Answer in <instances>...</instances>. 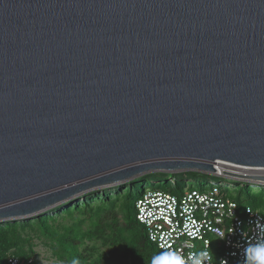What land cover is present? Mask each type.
I'll return each mask as SVG.
<instances>
[{
    "label": "water",
    "instance_id": "water-1",
    "mask_svg": "<svg viewBox=\"0 0 264 264\" xmlns=\"http://www.w3.org/2000/svg\"><path fill=\"white\" fill-rule=\"evenodd\" d=\"M264 0H0V222L152 172L264 177Z\"/></svg>",
    "mask_w": 264,
    "mask_h": 264
},
{
    "label": "built area",
    "instance_id": "built-area-1",
    "mask_svg": "<svg viewBox=\"0 0 264 264\" xmlns=\"http://www.w3.org/2000/svg\"><path fill=\"white\" fill-rule=\"evenodd\" d=\"M225 164L264 177V168ZM245 181L264 187V180ZM230 189L215 178L206 189H185L182 195L147 190L137 200V219L161 251L184 264H249L245 250L264 244V214L241 208L229 197ZM32 263L14 255L7 259V264Z\"/></svg>",
    "mask_w": 264,
    "mask_h": 264
},
{
    "label": "rangeland",
    "instance_id": "rangeland-1",
    "mask_svg": "<svg viewBox=\"0 0 264 264\" xmlns=\"http://www.w3.org/2000/svg\"><path fill=\"white\" fill-rule=\"evenodd\" d=\"M215 178H218L224 184H229L231 187L229 193H232L233 196L240 195L243 200H247L252 193L256 194L260 190L264 192V187H261L262 189L254 187L255 184L251 182L234 180L224 176H211L195 171L173 174L165 172L147 173L120 185L89 191L74 200L57 205L36 216L0 222V232L7 234L9 231H12L17 237L13 246L7 249L3 254L5 256L19 254L24 260L33 259L32 264H71L67 259H64V256L60 253L57 242L42 231L39 223L41 219H44L51 229L66 233L67 235L71 234L70 228L73 225L82 226L85 224L87 227L90 215L83 218L84 222L75 223L71 220L69 213L73 210L74 205L78 204L82 207L84 201H89L91 204L88 206H93V214L97 221L93 231L98 233L101 238L103 237L104 240L101 239L96 241L91 238L90 235H87L84 240L85 247H94L97 254L103 253L105 255V260H117L121 255V251L111 255L114 249H118V247L112 248L116 239V234L111 233L112 236H108L110 235V227L115 226V228H121L122 233L127 236L134 234L133 227L128 224L123 211V204L126 199L125 195L128 189L132 190L131 196L133 199L140 187L148 186L146 190L160 189V184L163 181H166L170 187H173L177 180L182 183L185 181L193 184L201 182L204 185H210ZM149 181L152 182L153 187H151ZM249 189H253L254 192L249 194ZM129 208L130 207L125 204V210L127 212ZM258 209L264 212V202L260 203ZM78 214L79 213H76V216ZM124 235H122V237ZM84 256L89 259L91 254L84 253ZM123 264H126L125 260Z\"/></svg>",
    "mask_w": 264,
    "mask_h": 264
},
{
    "label": "trees",
    "instance_id": "trees-1",
    "mask_svg": "<svg viewBox=\"0 0 264 264\" xmlns=\"http://www.w3.org/2000/svg\"><path fill=\"white\" fill-rule=\"evenodd\" d=\"M150 183L151 187H153L152 182ZM194 184L186 181L182 183L177 180L175 185L170 187L166 181H163L160 184V189L153 190H162L175 195H182L185 189L204 190L208 187V185H204L201 182H197L195 185ZM147 187L148 186L140 187L137 190L135 198L133 199L131 196L132 190L128 189L126 191V199L123 204V211L128 224L133 227L134 234L127 236L126 234L124 235L122 233L121 228H115V226L110 227V235L108 236H112L113 233L116 234V239L112 245V248L118 247V249H114L111 255L116 254L115 252L118 253L121 251V255L117 258V260H105V255L103 253L97 254L94 247H85L84 240L87 235H90V237L96 241L101 239L104 240L103 237L101 238L98 233L93 231L97 221L95 215L93 214V206H88L91 204L89 201H84L82 207H80L78 204L74 205L73 210L69 213L71 220L75 223L84 222L83 218H86L88 215H90V219L88 220L89 224L87 227L85 224L82 226L73 225L70 228L71 234L67 235L66 233L51 229L47 224V221L44 219L40 220L39 226L45 234L49 235V237L57 242V245L60 248V253L64 256V259H67L71 264H73L74 261L76 264H123L124 260L126 261V264H153L154 261L156 264H160L162 263L161 258L165 257V254L167 253L161 251L158 246L149 239L145 226L137 219L136 203L137 200L143 195ZM249 190V194L254 192L253 189ZM229 197L237 201L241 208L251 206L255 209H258L260 203L264 202L263 190L258 191L256 194L252 193L247 200H243L241 198L242 196L240 195L233 196L232 193H229ZM125 204L130 207L128 212L125 210ZM76 213L79 214L76 216ZM262 213L264 214V212ZM122 235L124 236L122 237ZM16 240L17 237L12 231H9L7 234L0 232V264H7V259L10 255L5 256L3 253L7 249H10ZM84 253H90L91 257L89 259L86 258ZM12 255L22 259L19 254ZM167 259L172 260V257L167 254Z\"/></svg>",
    "mask_w": 264,
    "mask_h": 264
},
{
    "label": "clouds",
    "instance_id": "clouds-1",
    "mask_svg": "<svg viewBox=\"0 0 264 264\" xmlns=\"http://www.w3.org/2000/svg\"><path fill=\"white\" fill-rule=\"evenodd\" d=\"M245 252L249 264H264V244L249 246L245 250ZM161 259H162V264H184V261L180 259H175V258L172 260L167 259V254H165V257ZM73 264H76V262L74 261ZM153 264H156V262L154 261ZM194 264H200V261L195 260Z\"/></svg>",
    "mask_w": 264,
    "mask_h": 264
},
{
    "label": "bare ground",
    "instance_id": "bare-ground-1",
    "mask_svg": "<svg viewBox=\"0 0 264 264\" xmlns=\"http://www.w3.org/2000/svg\"><path fill=\"white\" fill-rule=\"evenodd\" d=\"M220 168H219V170H218V172H220V173H223V170H230V171H234V172H244V171H241L240 169H238V168H236V167H230V166H227L226 164H220ZM252 172V171H251ZM245 173H250V172H245ZM261 173H263V172H261Z\"/></svg>",
    "mask_w": 264,
    "mask_h": 264
},
{
    "label": "flooded vegetation",
    "instance_id": "flooded-vegetation-1",
    "mask_svg": "<svg viewBox=\"0 0 264 264\" xmlns=\"http://www.w3.org/2000/svg\"><path fill=\"white\" fill-rule=\"evenodd\" d=\"M184 172H188V171H184Z\"/></svg>",
    "mask_w": 264,
    "mask_h": 264
}]
</instances>
